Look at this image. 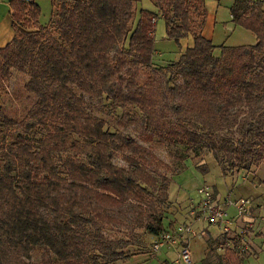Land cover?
<instances>
[{
    "label": "trees",
    "instance_id": "obj_1",
    "mask_svg": "<svg viewBox=\"0 0 264 264\" xmlns=\"http://www.w3.org/2000/svg\"><path fill=\"white\" fill-rule=\"evenodd\" d=\"M58 1L57 17L41 24L38 0H10L15 34L0 47V81L13 68L26 72L25 90L36 99L15 117L0 99V264L127 260L128 247H140L137 235L105 233L124 224L117 204L145 206L140 225L150 251L151 236L174 225L164 209L170 179L150 167L146 146L105 128V118L94 112L104 100L116 108L134 105L140 111L130 122L180 144L173 170L187 167L190 151L213 154L224 175L264 158V0L234 1L233 21L257 41L219 45V55L202 34L203 0H154L155 10L141 0ZM158 17L169 39L191 34L194 40L181 51L173 85L166 73L173 68L152 65ZM142 67L156 84L138 79ZM119 152L122 165L114 161ZM195 167L209 170L207 162ZM39 248L47 255L34 261ZM224 250L218 264H243L244 251ZM203 264L215 263L205 258Z\"/></svg>",
    "mask_w": 264,
    "mask_h": 264
},
{
    "label": "rangeland",
    "instance_id": "obj_2",
    "mask_svg": "<svg viewBox=\"0 0 264 264\" xmlns=\"http://www.w3.org/2000/svg\"><path fill=\"white\" fill-rule=\"evenodd\" d=\"M39 1L42 8L39 23L51 24L50 21L57 17V13L60 8L59 1ZM66 1L68 3L73 2V0ZM153 2L154 0H141L139 4L142 7L155 10ZM192 15L193 21L195 23H198V12H192ZM52 28L54 30V34L58 36V31L54 27ZM164 32L165 20L159 19L154 35V37H156V39L154 40V46L156 41V47L159 52L153 53L152 65L163 68H173V71H166L168 77H170V84L173 85V83L178 79L179 76L176 71V63L180 57L181 51L187 47V38L183 37L180 39V41H176L174 39H164L162 38V36H160V33ZM249 42H255V37H253ZM214 53L216 55H219L221 53V49H215ZM28 79L29 76L26 72L13 68L11 70L10 78L4 81H0V99L3 100L7 113L14 117L25 114L27 112L26 110L29 107L34 106L36 97L33 96V94L31 95L29 92H27L24 86ZM138 79H140L141 81L152 80L154 84L157 83L156 76H152L149 70L145 67H142ZM176 97L180 99V94H178ZM104 103L105 105L102 109L97 110L95 108L94 112L105 118V128L112 131H121V134L123 136L133 137L136 143L140 142L143 146H146V148H148L150 151L149 155L147 156V162H149L150 167L156 168L159 171L165 173L170 179L168 184L170 202L167 206H165L164 209L166 210L167 217H170L172 219L179 218L180 203H174V201L179 202L180 200L179 193L175 191L176 189H178V186L180 184V175L185 174V177L190 176V171H192L193 168L197 172H200L195 167L196 163L207 162L208 164V158L211 153L201 152L196 156L192 151H190V156L188 159H186L187 167L182 171H180V169L177 171L173 170L177 168V163H180L175 156V150L180 149V144H175V142L170 139L162 141L161 139H159L158 135L153 134L149 131H145L139 122H130L129 117L132 114H135L134 111H140L138 110L139 108L135 107L134 105H127L125 107L116 108L110 105L109 100H104ZM183 147H185V145H183ZM114 161L119 165L124 164L125 161L123 159V153L119 152L116 156H114ZM200 173L203 174V177L207 178V174L205 175V173ZM208 174L209 178L207 179L211 180V182L214 178L220 179V174L215 172L214 168L211 166L209 167ZM223 176L227 186V196L225 197V199L227 197L229 199L233 198L231 194L234 192L235 187L239 186L240 184L243 185L247 181H249L251 183L250 185L255 188V192L243 195L248 196L251 199V207L246 213L240 215L237 219H235L237 227L239 228H236V230L234 231L242 229V236L241 234H238V232L233 231L231 233H224L223 231H219L221 229L218 230L215 227L212 228L210 232L213 236V243L211 245L213 247V251L210 254L213 260L212 262L218 264L220 257L224 255V242L227 239L231 238L234 242L236 241L238 243L246 245V249L243 253L245 256H252L258 260H256L255 263L250 260L249 263L246 264H264V183L262 182V180H264V158L259 160L256 164H252L248 169L238 167L228 168V170L226 171V175L223 174ZM191 177H193L192 182L199 181V179H196L198 178L196 175H192ZM194 183L195 182H193V184L191 185H194ZM220 185L223 186L224 183L222 184V182H220ZM170 197L173 201L170 200ZM149 201L150 200L148 199V201L145 203L149 205ZM194 209L195 206L192 207V211H194ZM114 211L116 217H118L119 219L121 218V221L124 224H118L116 226L108 228L107 230H105L106 236L112 239H119L122 237H129V235L132 233L136 234L138 239L134 244L139 243L137 245H139L140 247L130 245L127 249L128 252L133 253V255L145 252L151 254L152 252L150 251L149 247L145 246V227L140 225L142 223H145L146 221L145 206L136 202L130 205L117 204ZM138 221H141V223H139ZM210 233H208V235ZM223 238H225L224 241ZM191 251H193L192 262L188 264H202V258L205 255L204 244H202V242L198 240L193 244V249ZM46 255V251L43 248H39L35 250L33 259L34 261H36L41 259L42 257H45ZM164 255L165 253H163L162 250L159 255H152L155 256L154 258H152V262L143 259L134 264H166L163 260V258H165ZM109 264L133 263L132 260L128 258L125 261Z\"/></svg>",
    "mask_w": 264,
    "mask_h": 264
},
{
    "label": "crops",
    "instance_id": "obj_3",
    "mask_svg": "<svg viewBox=\"0 0 264 264\" xmlns=\"http://www.w3.org/2000/svg\"><path fill=\"white\" fill-rule=\"evenodd\" d=\"M203 1H204L205 9H206V16H205L204 25L202 27V34L206 38L210 39L213 44L217 45L216 50H219V45H222V44L223 45H243V44H253L257 41V37L254 32H252L250 29L245 28L242 25L236 24L233 21L231 7L235 0H203ZM11 12H12V7L10 5V0H0V47L6 45L13 38L15 34L14 29L12 27ZM39 19H40V16H39ZM159 19L164 20L163 17L157 18L156 23H155V32L157 29V23ZM160 36H162V38L164 39L170 40L167 37L166 23H165V32L160 33ZM253 37H255V42L253 43L249 42L251 41ZM186 38H187L186 39L187 46H191L194 42L193 36L189 34L186 36ZM154 47H155L154 52L155 53L159 52L156 47V41H155ZM208 164H209V167L210 166L213 167L215 172L220 174V179L214 178L211 182V180L207 179L209 178L208 172L205 173V175L207 174L206 175L207 178H205L203 177V174H201L200 172H197L193 168L192 171H190V176L185 177L186 176L185 174L180 175V184L178 186V189L175 190L177 193H179L180 200L179 202L174 201V203H180V215H179V218H176V221L174 222V224L177 222H191L196 231V233L190 238V241H189L191 250L193 249V244L197 242L198 240L201 241L202 244H204L205 255L202 258V264L204 263L205 258H208L211 262L213 261L210 255L213 250L209 251L210 245H212L213 243L212 242L213 236L211 235L210 232L213 227H215L218 230L220 229V227L215 224L207 223L199 215L198 208H197V204L200 198L199 193H198V187L204 183H209L212 185L215 195H217V197L220 200L222 201L229 200L228 197L225 199V197L227 196L226 181L224 180L221 167L218 164L217 160L214 158L213 154L209 155ZM192 175L193 176L196 175L198 177L196 179H199V181H193L195 182L194 185H191L193 184L192 182L193 177H191ZM220 182H222V184L224 183V185L221 186ZM250 184L251 183L247 181L243 185L240 184L239 186H236L234 189V192L231 194L233 198H230V199H237L240 196L255 192V188L251 186ZM170 200H172L171 197H170ZM194 206H195V209L194 211H192V207ZM228 210L232 216L235 215L236 211L233 205L228 204ZM234 218L237 219L238 217L234 216ZM236 227H237V224H236ZM219 231L221 232L222 230H219ZM208 233L210 234L208 235ZM162 250H163V253H165L164 255L165 258H163V260L166 264H188V263H182L178 261L179 255H178V249L176 247H167V246L163 247L158 252L151 251L152 252L151 254L145 252L141 254L132 255L129 259L132 260L133 264L143 259L152 262V258L155 257L152 255L157 256ZM236 251L240 253V251L238 250ZM192 256H193V251H192ZM250 260H252V262L255 263L257 259H255L252 256H249V257L245 256L243 264L249 263Z\"/></svg>",
    "mask_w": 264,
    "mask_h": 264
},
{
    "label": "built area",
    "instance_id": "obj_4",
    "mask_svg": "<svg viewBox=\"0 0 264 264\" xmlns=\"http://www.w3.org/2000/svg\"><path fill=\"white\" fill-rule=\"evenodd\" d=\"M199 202L197 204L199 215L210 224L220 227L224 233L236 230L235 217L246 213L251 207V199L248 196H240L229 201L220 200L215 195L212 185L204 183L198 187ZM228 204L235 207V215L228 210ZM242 236V229L238 231ZM196 233L191 222H177L172 227L160 231L151 236V250L160 251L163 247H176L178 249V261L182 263L192 262L190 238ZM224 247H230L238 251H245L246 245L234 242L231 238L224 242ZM225 249V248H224Z\"/></svg>",
    "mask_w": 264,
    "mask_h": 264
}]
</instances>
